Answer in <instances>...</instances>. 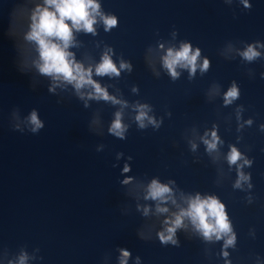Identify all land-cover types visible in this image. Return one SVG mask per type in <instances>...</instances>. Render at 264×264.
Returning <instances> with one entry per match:
<instances>
[{"label":"water","instance_id":"obj_1","mask_svg":"<svg viewBox=\"0 0 264 264\" xmlns=\"http://www.w3.org/2000/svg\"><path fill=\"white\" fill-rule=\"evenodd\" d=\"M97 2L117 26L106 32L97 17L96 34L74 30L78 46L69 51L126 106L95 99L85 106L63 82L50 92L54 82L39 73L36 45L24 38L44 0H0V264H16L25 253L26 264H119L121 249L130 253L127 264L137 257L139 264H264V56L249 63L239 54L264 43V0H249L250 9L241 0ZM182 42L200 49L197 63L208 59L207 72L198 66L190 76L177 67L179 77L169 75L162 57ZM109 48L117 67L123 60L130 71L95 74ZM233 83L240 97L225 105ZM137 104L149 106L158 129L147 121L138 127ZM34 109L44 122L35 134L27 122ZM117 111L128 125L124 139L108 131ZM250 118L251 126L244 123ZM212 130L221 143L209 153L202 137ZM230 145L253 161L242 169L251 189L233 187ZM153 179L172 189L176 203L162 202L166 213L145 199ZM197 193L224 204L235 247L206 241L187 218L176 230L179 245L161 244L164 220Z\"/></svg>","mask_w":264,"mask_h":264},{"label":"clouds","instance_id":"obj_2","mask_svg":"<svg viewBox=\"0 0 264 264\" xmlns=\"http://www.w3.org/2000/svg\"><path fill=\"white\" fill-rule=\"evenodd\" d=\"M228 2L230 3L231 0H228ZM241 3L244 8H251L249 0H241ZM97 17L103 22L106 32L117 26L116 16L102 12L97 0H44L43 4H37L31 12L29 30L25 33L24 38L36 45L39 60L34 63L39 73L50 76L54 82L49 87L50 92H54L55 87L63 82L74 87L79 97L85 99V106H87V99L110 101L113 104H124L126 106L127 102L110 95L105 86L93 79V67L91 65L85 67L82 62L76 60L75 54L69 51L70 47L78 46L74 30L75 32L83 31L84 33L96 34L94 25L97 23ZM260 49H264V43L257 40L254 43L247 44L239 54L245 61L251 63L264 56ZM111 52V48L105 51L100 62L95 65L94 71L97 76L119 77L122 69L131 70V64L123 60L120 61L119 67H117L112 60ZM199 57V48L193 50L191 44L182 42L178 49L171 47L167 49L166 54L162 57V63L169 75L176 79L179 77L177 67L187 68L190 76L195 75L198 66L201 73L207 72L209 68L208 59H204L198 65ZM261 76L264 77V73H261ZM84 89L90 90L87 92L82 91ZM133 90L136 91L135 88ZM239 97L240 90L233 83L224 93V104H232ZM135 107V121L140 129L147 127L145 121L155 128H159L160 125L156 119L148 114L150 111L148 105L137 104ZM242 110L243 106H240L237 112L238 120ZM27 122L31 126L29 131L34 134L44 127V122L35 109L30 112ZM252 122L250 118L244 123L251 126ZM240 127L242 128L243 124ZM259 127L261 131H264V123ZM127 128L128 125L122 122V113L117 111L108 131L112 135L124 139ZM16 130L23 131V129ZM202 139L206 145V151L209 153L216 151L218 144L221 143L215 130L211 131L210 137L206 133ZM192 147L195 149V144ZM227 161L230 166L236 165L237 169V179L233 187L242 188L244 183H248V187L251 189L253 187L250 182L251 175L244 173L242 169L245 165L251 167L253 161L248 159L235 145H230ZM239 161H243V163H238ZM123 170L125 172L129 171L128 166L125 165ZM130 179H126L124 183H128ZM171 193L172 189L168 184H162L159 180L153 179L147 186L145 199L158 201L156 211L166 213L169 209L163 206L162 202L171 199L173 204L176 203ZM249 203H251V198H249ZM148 211L149 209L145 207L144 214L147 215ZM185 218L190 220L206 241H212L215 237L216 240L224 239V249L235 247L236 234L232 230L224 204L216 196L202 197L199 193L194 197H187V207H179L177 212L172 213L171 217L164 220L165 227L158 233L161 244L179 245L175 234L178 228L184 226ZM120 253L119 264H127L130 256L129 251L121 249ZM223 255L227 257L228 252L224 251ZM139 259L137 257V264H139ZM26 261L27 254H21L16 264H26Z\"/></svg>","mask_w":264,"mask_h":264}]
</instances>
